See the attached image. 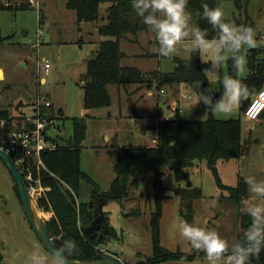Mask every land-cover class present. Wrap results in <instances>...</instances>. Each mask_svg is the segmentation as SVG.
<instances>
[{
	"label": "rangeland",
	"instance_id": "rangeland-1",
	"mask_svg": "<svg viewBox=\"0 0 264 264\" xmlns=\"http://www.w3.org/2000/svg\"><path fill=\"white\" fill-rule=\"evenodd\" d=\"M12 1L23 3V0ZM36 1L38 10L28 5L25 9L0 11V38L3 40L0 45V68L3 71V75L0 72V112H6L11 118L16 114V105L23 102L20 115L30 114L37 96H46L56 112L58 109L64 112L65 119L57 114L60 133L64 138H68L72 132L71 119L85 117L86 131L81 144L80 169L98 186L100 192H107L115 177V149L111 146L152 147L156 143L157 133L146 129L147 120L152 117L159 120L162 117L173 119L177 113L183 121H205L209 113L218 120L240 119L241 137L248 143V150L238 159L217 163L220 183L235 187L238 177L245 179L247 176L264 180V120L247 121L239 105L230 113L214 111L202 102L197 103L198 97L193 91L200 85L194 89L197 93L210 88L213 98L219 94L220 76H228L229 60L217 69L220 75L216 76L205 72L211 67V62H206L209 57L203 52H196L208 88H203L199 83L172 87L152 84L150 89L145 85H111L108 87L109 107L86 111L82 105V79L87 62L96 55L102 40L96 27L105 23L106 5L100 7L98 23L79 24L75 13L66 8L67 0ZM220 1L227 21L253 27L257 32V46H245L242 49L245 65L236 75L237 79L243 80L248 75L247 51L264 45V0ZM25 2L29 3V0ZM39 16L42 17L41 24L38 22ZM190 24L197 26L195 15H192ZM187 43L189 41L177 45L171 57H162L154 32H140L136 37L129 35L119 42L120 51L124 54L120 65L136 68L143 73H169L175 67L172 58H191L193 52L186 50ZM45 63L49 65L47 72L44 71ZM42 78L45 79L44 83L40 81ZM262 89L264 84L251 94V100ZM183 95L190 99H185ZM188 173V182L193 188H199L202 194L190 203L172 198L175 189L185 187L186 181L177 183L173 172L165 173L162 178L169 198L162 203L159 242L170 253L193 255L195 264H208L205 254L194 251L181 236L179 224L185 220L181 213L190 214L191 223L214 229L231 245L236 241V207L227 193L218 188L205 160L194 161ZM12 188V178L0 160V192L17 206ZM91 191L92 187L82 182L79 201L88 202ZM213 198L217 199L215 207L205 203ZM254 201L253 194L248 190V202ZM187 205H190V209L186 208ZM37 209L39 214L44 213L38 206ZM153 211V193L148 180L130 185L125 198L107 202L103 212L115 236L103 246L102 253L118 259L122 264H145L151 260L153 250L149 222ZM42 219L46 223L50 218ZM34 249H39L51 259V255L24 222L21 213L11 220L0 219V264H27V257ZM163 263L187 262L173 260L158 264Z\"/></svg>",
	"mask_w": 264,
	"mask_h": 264
},
{
	"label": "trees",
	"instance_id": "trees-1",
	"mask_svg": "<svg viewBox=\"0 0 264 264\" xmlns=\"http://www.w3.org/2000/svg\"><path fill=\"white\" fill-rule=\"evenodd\" d=\"M22 1V0H21ZM0 0L1 10L25 9L29 3ZM28 1V0H27ZM220 7V0H189L188 9L197 18V26L206 29L209 38L217 31L207 19L203 18V5ZM106 5L105 23L96 27L101 37L96 55L86 65L82 79L84 110L106 108L110 105L108 87L135 84L150 89L152 84H163L169 87L180 84L199 83L208 88L198 53L193 52L190 59L172 58L175 64L173 71L143 73L136 68L123 67L120 61L124 54L120 51L119 42L129 35L136 37L140 32H152L144 25L132 8L131 0H67L66 8L75 13L77 22L98 23L100 7ZM42 17L38 22L41 24ZM0 38V45L2 43ZM242 54V52H241ZM248 75L241 80L249 89V96L239 104L241 113L251 102V94L264 84V45L250 49L246 53ZM236 72L228 61V76L237 79ZM214 99L218 98L223 89ZM11 118H21L20 109ZM54 109L50 111L53 115ZM177 113V112H176ZM58 114V112L56 113ZM61 115V114H60ZM59 117V116H58ZM6 112H0V119H11ZM72 132L68 138L61 137L64 146L53 152L42 155L46 171L40 173V184L46 189L38 201V207L44 213L53 215L45 228L56 248L65 240H73L76 252L70 260L91 262L103 254L101 249L115 236L108 225L103 207L109 201H119L126 197L130 185L148 180L153 193L154 211L149 222L152 238L153 257L145 264H158L163 261H193L194 256L173 254L163 249L159 242V228L162 217V203L169 198L162 178L167 172H173L177 183L187 182L185 187L175 189L172 198L183 203H190L202 196L199 188H193L188 182V169L196 160H205L207 167L215 177L218 188L225 193L236 207V240L242 239L244 231L251 223L245 213L244 203L248 201V186L243 177H238L235 187L223 186L217 173L219 161L238 159L247 153L248 143L241 137L240 119L218 120L211 113L205 121H183L178 113L166 121L149 118L146 129L156 131V143L152 147H118L115 149L113 165L114 179L107 192H100L98 186L80 169L81 144L85 138V117L71 119ZM84 182L92 187L90 200L79 201V187ZM99 206L101 208H99ZM190 209V205L186 206ZM103 214L102 225L93 236L85 234L96 216ZM181 215L191 223L190 214ZM194 250V249H193ZM195 251V250H194ZM252 264H264V251L252 259Z\"/></svg>",
	"mask_w": 264,
	"mask_h": 264
},
{
	"label": "clouds",
	"instance_id": "clouds-1",
	"mask_svg": "<svg viewBox=\"0 0 264 264\" xmlns=\"http://www.w3.org/2000/svg\"><path fill=\"white\" fill-rule=\"evenodd\" d=\"M132 8L142 23L155 33L158 52L162 57H171L177 45L184 41L189 53L203 52L211 62V67L205 72L219 76L217 69L227 60L232 68L240 71L245 65L242 49L257 46V32L253 27L240 26L225 19V13L220 7L203 5V18L217 31V35L209 38L206 29L191 26L192 14L188 9L189 0H131ZM222 94L214 99L212 90L197 93L198 102L220 113H230L240 102L249 96L246 84L235 77L220 76ZM245 183L253 194L255 201L244 203L245 213L251 223L244 231L242 239L229 244L214 229L199 226L181 220L179 224L181 236L189 242L192 249L205 254L208 264H252V259L264 251V180L255 176H247ZM205 203L215 207L217 199ZM76 252L73 240H65L60 247L53 248L51 259L39 249H34L27 257V264H68V258Z\"/></svg>",
	"mask_w": 264,
	"mask_h": 264
},
{
	"label": "built area",
	"instance_id": "built-area-1",
	"mask_svg": "<svg viewBox=\"0 0 264 264\" xmlns=\"http://www.w3.org/2000/svg\"><path fill=\"white\" fill-rule=\"evenodd\" d=\"M29 5L38 10L39 4L36 0H29ZM48 68V63H45L44 71L47 72ZM183 97L190 99L189 96ZM52 109L48 97L38 95L32 113L24 114L21 118L0 119V150L11 158L36 207L46 190L41 186L39 178L41 171H46L42 155L65 145L61 139L60 119L56 113L50 114ZM263 114L264 89L254 96L244 110L243 117L247 121H258ZM168 119L161 118L163 121Z\"/></svg>",
	"mask_w": 264,
	"mask_h": 264
},
{
	"label": "water",
	"instance_id": "water-1",
	"mask_svg": "<svg viewBox=\"0 0 264 264\" xmlns=\"http://www.w3.org/2000/svg\"><path fill=\"white\" fill-rule=\"evenodd\" d=\"M24 106L23 102H19L15 111L18 112ZM0 160L4 163L6 169L8 170L11 178L13 179L15 186L18 189L21 203L23 206V211L28 222L30 229L35 234L36 238L42 245V247L51 255L53 248H56L53 243L52 238L46 231L45 222L41 218L37 207L34 205L29 194L27 193L22 177L15 169L12 164L11 158L4 151L0 150ZM141 184V183H140ZM99 208H101L99 206ZM103 222V214L100 213L95 217L90 226L85 229V234H91L93 236L97 231H99ZM68 264H122L118 259L105 255L98 254V259L91 262H81L68 259Z\"/></svg>",
	"mask_w": 264,
	"mask_h": 264
},
{
	"label": "flooded vegetation",
	"instance_id": "flooded-vegetation-1",
	"mask_svg": "<svg viewBox=\"0 0 264 264\" xmlns=\"http://www.w3.org/2000/svg\"><path fill=\"white\" fill-rule=\"evenodd\" d=\"M12 181H13V179H12ZM12 190H13V195L15 197V200L18 202V205L16 206L13 203H11L10 200L2 192H0V219L5 218L7 220H11L15 215H17L18 213H21L24 222L29 227L28 222H27L26 217H25V214H24V211H23V206L21 203L19 192H18L17 187L15 186L14 181H13Z\"/></svg>",
	"mask_w": 264,
	"mask_h": 264
},
{
	"label": "crops",
	"instance_id": "crops-1",
	"mask_svg": "<svg viewBox=\"0 0 264 264\" xmlns=\"http://www.w3.org/2000/svg\"><path fill=\"white\" fill-rule=\"evenodd\" d=\"M0 72H1L2 75H3V71H2L1 68H0ZM3 78H4V76H3ZM3 78H2V79H3ZM40 81H41V83H44V82H45V79L42 78ZM149 94H150V93H149ZM167 108H170V106H167ZM53 109H54V111H55L54 106H53ZM55 112H56V111H55ZM57 112H58V114H61V116L63 117V119H65L64 112H63L61 109H58ZM57 112H56V113H57ZM260 120H264V114L260 117V119H259L258 121H260ZM250 122H255V121H250ZM256 122H257V121H256ZM46 213H48V215H49L48 218H51L52 215H53L51 212H46ZM235 238H236V236H235ZM186 262H187L186 264H195L194 261H186ZM163 264H166V263H163ZM171 264H173V263H171ZM179 264H184V263H179Z\"/></svg>",
	"mask_w": 264,
	"mask_h": 264
},
{
	"label": "bare ground",
	"instance_id": "bare-ground-1",
	"mask_svg": "<svg viewBox=\"0 0 264 264\" xmlns=\"http://www.w3.org/2000/svg\"><path fill=\"white\" fill-rule=\"evenodd\" d=\"M40 216L45 219L49 217L48 213H40Z\"/></svg>",
	"mask_w": 264,
	"mask_h": 264
}]
</instances>
